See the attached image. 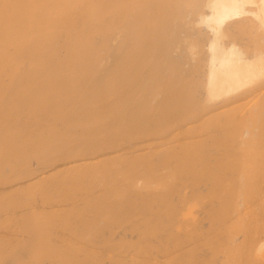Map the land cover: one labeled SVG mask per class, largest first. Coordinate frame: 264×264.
I'll list each match as a JSON object with an SVG mask.
<instances>
[{
	"label": "bare ground",
	"instance_id": "obj_1",
	"mask_svg": "<svg viewBox=\"0 0 264 264\" xmlns=\"http://www.w3.org/2000/svg\"><path fill=\"white\" fill-rule=\"evenodd\" d=\"M0 264H264V0H0Z\"/></svg>",
	"mask_w": 264,
	"mask_h": 264
}]
</instances>
